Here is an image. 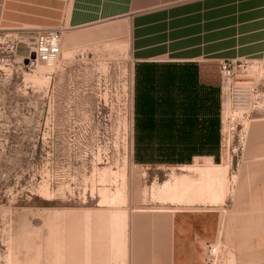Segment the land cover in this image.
<instances>
[{
	"label": "rangeland",
	"instance_id": "1",
	"mask_svg": "<svg viewBox=\"0 0 264 264\" xmlns=\"http://www.w3.org/2000/svg\"><path fill=\"white\" fill-rule=\"evenodd\" d=\"M33 35L0 26V264H47L49 251L136 255L140 226L169 225L177 209L216 218L204 250L218 247L217 264H264V52L237 68L252 65L235 79L255 87L249 106L242 90L210 88L190 163H148L135 152L147 67L130 56L128 26L64 31L55 63L30 61ZM215 167L210 192L203 171ZM187 179L195 190L173 194Z\"/></svg>",
	"mask_w": 264,
	"mask_h": 264
},
{
	"label": "crops",
	"instance_id": "2",
	"mask_svg": "<svg viewBox=\"0 0 264 264\" xmlns=\"http://www.w3.org/2000/svg\"><path fill=\"white\" fill-rule=\"evenodd\" d=\"M104 22L128 26L130 56L147 67L145 78L157 71L197 77L200 106L211 87L220 95L221 61L252 60L264 52V0H0V26L68 32ZM171 211L169 225L133 229L140 233L131 237L136 255L61 257L49 251L40 257L47 264H208L204 244L211 242L216 218L188 209ZM159 240L166 253L154 255Z\"/></svg>",
	"mask_w": 264,
	"mask_h": 264
},
{
	"label": "trees",
	"instance_id": "3",
	"mask_svg": "<svg viewBox=\"0 0 264 264\" xmlns=\"http://www.w3.org/2000/svg\"><path fill=\"white\" fill-rule=\"evenodd\" d=\"M200 85L195 76L157 71L136 81V159L190 163L200 150ZM149 156V157H147Z\"/></svg>",
	"mask_w": 264,
	"mask_h": 264
},
{
	"label": "built area",
	"instance_id": "4",
	"mask_svg": "<svg viewBox=\"0 0 264 264\" xmlns=\"http://www.w3.org/2000/svg\"><path fill=\"white\" fill-rule=\"evenodd\" d=\"M64 31L65 29L62 27L33 29V47L31 49V53L35 54V58L30 59V61L42 60L47 63H55L59 59L61 54V45ZM245 62L248 61L240 60V62L236 63V61L223 60L219 64V71L221 77L222 92L226 93V90L228 88L229 94L233 96L234 93L242 90L241 93H245V102L247 106H249L251 103L252 93H254L255 91V87L246 85V87L243 88L242 83H240L239 86H237V84L235 83V79L238 74H245L247 76L251 70L252 65L241 71L237 70L238 67H243V64ZM217 255L218 247L215 244H209L206 256L207 263L217 264Z\"/></svg>",
	"mask_w": 264,
	"mask_h": 264
},
{
	"label": "bare ground",
	"instance_id": "5",
	"mask_svg": "<svg viewBox=\"0 0 264 264\" xmlns=\"http://www.w3.org/2000/svg\"><path fill=\"white\" fill-rule=\"evenodd\" d=\"M217 168L218 167H215L214 169L212 168V170H210V171H203L204 176L207 179V185L210 186V192L211 191H215V189H214L216 187L215 184H216V182H217V180L219 178L218 175H217V173H216ZM167 187H168V185L167 186H164V189L167 188ZM194 187H195V185H192V183H190V181L187 179V180L184 181V183L182 184V186H175L174 185L173 187H171V191H172L173 194L178 195L182 190H187V189H191V188L193 190ZM162 189H163V187H162ZM178 197H180V196H178Z\"/></svg>",
	"mask_w": 264,
	"mask_h": 264
},
{
	"label": "water",
	"instance_id": "6",
	"mask_svg": "<svg viewBox=\"0 0 264 264\" xmlns=\"http://www.w3.org/2000/svg\"><path fill=\"white\" fill-rule=\"evenodd\" d=\"M31 58H35V54L34 53L31 54Z\"/></svg>",
	"mask_w": 264,
	"mask_h": 264
}]
</instances>
